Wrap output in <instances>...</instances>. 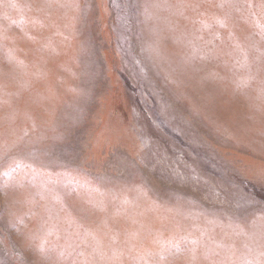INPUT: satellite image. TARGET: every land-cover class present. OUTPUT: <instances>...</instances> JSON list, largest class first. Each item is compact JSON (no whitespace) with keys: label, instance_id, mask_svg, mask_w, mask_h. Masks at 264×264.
Listing matches in <instances>:
<instances>
[{"label":"rangeland","instance_id":"obj_1","mask_svg":"<svg viewBox=\"0 0 264 264\" xmlns=\"http://www.w3.org/2000/svg\"><path fill=\"white\" fill-rule=\"evenodd\" d=\"M0 264H264V0H0Z\"/></svg>","mask_w":264,"mask_h":264}]
</instances>
